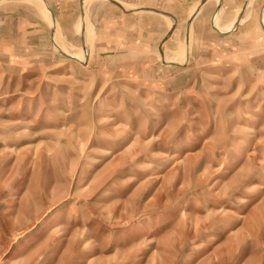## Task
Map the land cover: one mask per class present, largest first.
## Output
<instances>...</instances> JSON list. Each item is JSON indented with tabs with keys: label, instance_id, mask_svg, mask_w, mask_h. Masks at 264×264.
I'll list each match as a JSON object with an SVG mask.
<instances>
[{
	"label": "rangeland",
	"instance_id": "rangeland-1",
	"mask_svg": "<svg viewBox=\"0 0 264 264\" xmlns=\"http://www.w3.org/2000/svg\"><path fill=\"white\" fill-rule=\"evenodd\" d=\"M115 1L0 0V264H264V0Z\"/></svg>",
	"mask_w": 264,
	"mask_h": 264
},
{
	"label": "bare ground",
	"instance_id": "bare-ground-1",
	"mask_svg": "<svg viewBox=\"0 0 264 264\" xmlns=\"http://www.w3.org/2000/svg\"><path fill=\"white\" fill-rule=\"evenodd\" d=\"M114 2H116L120 7L124 8V6H123L122 3H119L118 1H115V0H114ZM246 6H247V5L245 4L244 7H246ZM263 11H264V9H263ZM159 13H160V12H159ZM262 15H263V13H262ZM239 21H240V15L237 16L236 19H235L234 21H232V24H237ZM226 29H227V28H225V30H226ZM82 30H83V28H82ZM66 54H67V53H66ZM67 55H68V54H67ZM69 57H72V58H73L74 56H73V55H69ZM74 58H75V57H74ZM76 59H77V58H76ZM78 60H79V59H78ZM84 62H85V61H84ZM85 63H87V62H85ZM176 63H177V62H176ZM183 65H184V64H183ZM132 144H133V143H131L127 148H129L130 146H132ZM127 148H126V149H127Z\"/></svg>",
	"mask_w": 264,
	"mask_h": 264
}]
</instances>
